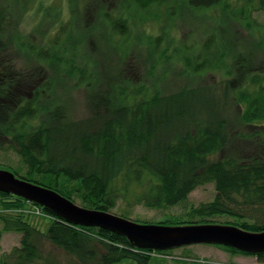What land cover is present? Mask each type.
Returning a JSON list of instances; mask_svg holds the SVG:
<instances>
[{
	"label": "trees",
	"instance_id": "obj_1",
	"mask_svg": "<svg viewBox=\"0 0 264 264\" xmlns=\"http://www.w3.org/2000/svg\"><path fill=\"white\" fill-rule=\"evenodd\" d=\"M133 1L142 9L177 6L197 13L220 7L223 18L248 28L255 25L254 13L264 12V0ZM110 21L115 31L127 33L126 18ZM7 25L8 22L0 21V151L16 153L19 165H0V169L54 189L91 209L113 213L121 198L129 201L131 207L141 204L164 210L184 205L183 212L167 215L157 224H226L213 218L230 216L243 229L264 231V157L217 158L215 155L224 151L230 137L226 123L216 117L206 121L196 118L192 121L193 128L169 134L173 125L191 120L189 86L165 94L158 87L131 90L128 85L108 115H98L89 124L83 121L62 125L48 115L50 108L44 95L51 93V87L42 82L39 86L31 85L28 88L31 92L24 90L21 75H15L10 63L3 60V51L11 38L5 29ZM65 44L55 40V47ZM185 46L181 63L192 73L222 67L227 62L223 47L213 35L196 55L189 54V47ZM36 55L41 62L54 58L64 61L46 47ZM58 62L55 66L65 64ZM259 76L248 78L251 81L248 85L254 86L252 91L244 88L236 95L243 105L241 118L248 124L264 120V77ZM209 182L216 185L215 199L198 206L189 205L192 191ZM29 204L22 197L0 191V251L5 232L22 235L20 246L0 258L2 264H126L129 260L137 264H162L165 257L155 255L166 256L173 251L141 249L125 236L100 227L69 223L45 208L42 210L52 223L46 232H41L29 219L25 209ZM130 211L118 215L129 218ZM42 237L71 255V259L61 261L51 252L44 253L40 247ZM256 256L264 258L263 253Z\"/></svg>",
	"mask_w": 264,
	"mask_h": 264
},
{
	"label": "rangeland",
	"instance_id": "obj_2",
	"mask_svg": "<svg viewBox=\"0 0 264 264\" xmlns=\"http://www.w3.org/2000/svg\"><path fill=\"white\" fill-rule=\"evenodd\" d=\"M229 2L235 3V0ZM176 7L172 12L166 6L142 9L133 0H0V21L9 23L5 29L11 36L10 45L3 51V60L10 63L15 75H21L24 90L42 82L51 87V93L44 95L50 108L48 115L62 125L83 121L89 124L98 115H108L128 85L131 90L158 87L165 94L189 86L191 120L173 125L168 131L170 135L193 128L192 121L196 118L206 121L216 117L226 123L230 137L224 151L215 155L217 158L222 155L264 157V120L254 124L244 122L243 105L236 96L241 89H254L248 85L251 83L248 78L264 77V12H255V25L248 28L223 18L220 7L198 13ZM109 18H126L127 33L115 31ZM210 35L219 40L227 62L222 67L192 73L181 63L186 54L185 44L189 47L188 53L196 55ZM55 40L66 44L55 47ZM44 47L64 61L38 60L36 52L43 51ZM63 54L71 56L65 55V58ZM58 61L66 65L55 66L60 64ZM18 163L16 153L0 151V165L17 167ZM216 194L215 183H205L192 191L188 203L198 206L213 201ZM35 208L30 203L25 209L37 229L46 232L52 220L38 214ZM184 209V205L164 210L141 204L131 207L129 201L121 198L112 211L121 214L131 210L130 219L157 224L165 216ZM213 219L238 226L234 223L237 219L230 216ZM21 238L18 232H5L0 258L20 246ZM40 247L58 260L71 259V255L44 237ZM162 256L165 257L162 264H264V258L236 253L215 244H194L175 248L170 255H155ZM126 264L137 263L129 260Z\"/></svg>",
	"mask_w": 264,
	"mask_h": 264
},
{
	"label": "water",
	"instance_id": "obj_3",
	"mask_svg": "<svg viewBox=\"0 0 264 264\" xmlns=\"http://www.w3.org/2000/svg\"><path fill=\"white\" fill-rule=\"evenodd\" d=\"M0 191L40 205L69 223L100 227L125 236L141 249L157 251L215 244L253 255L264 254V231L252 232L226 224H144L112 212L81 206L58 191L23 179L8 169H0Z\"/></svg>",
	"mask_w": 264,
	"mask_h": 264
},
{
	"label": "built area",
	"instance_id": "obj_4",
	"mask_svg": "<svg viewBox=\"0 0 264 264\" xmlns=\"http://www.w3.org/2000/svg\"><path fill=\"white\" fill-rule=\"evenodd\" d=\"M36 206V205H35ZM34 210H37V212H38V214H45L44 212H43V210L39 207V206H36V208L34 209Z\"/></svg>",
	"mask_w": 264,
	"mask_h": 264
}]
</instances>
